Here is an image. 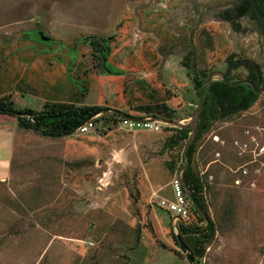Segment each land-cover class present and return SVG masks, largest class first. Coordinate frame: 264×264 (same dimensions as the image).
Here are the masks:
<instances>
[{
  "label": "rangeland",
  "instance_id": "374dc122",
  "mask_svg": "<svg viewBox=\"0 0 264 264\" xmlns=\"http://www.w3.org/2000/svg\"><path fill=\"white\" fill-rule=\"evenodd\" d=\"M237 1L0 0V100L105 107L85 133L18 127L10 176L0 183V240L11 245L0 264H264V91L195 135L189 163L202 181L201 205L189 206L186 228L158 204L172 198L170 182L185 164L187 140L166 142L177 127L192 130L208 75L247 78L244 65L229 67L232 54L264 74L258 22L250 13L233 23L221 15ZM92 36L105 39L104 54ZM116 110L169 123L160 131L107 126ZM236 138L248 144L242 157Z\"/></svg>",
  "mask_w": 264,
  "mask_h": 264
},
{
  "label": "trees",
  "instance_id": "16d2710c",
  "mask_svg": "<svg viewBox=\"0 0 264 264\" xmlns=\"http://www.w3.org/2000/svg\"><path fill=\"white\" fill-rule=\"evenodd\" d=\"M257 2L264 14V0H257ZM246 13H251L253 18L259 22L255 13L252 11L248 0H242V3L236 4L231 9L224 10L221 15L223 18L233 23ZM259 24V29L264 34V24L261 22H259ZM89 40L93 49L98 50L102 54L108 49L104 38L92 36ZM233 56L234 54L228 58L229 67L234 68L241 64L244 65L248 69V78L253 81H258L259 83L263 75L259 65L251 61H242L240 59L232 60ZM190 65L188 66L190 67ZM225 74L227 76V73ZM227 78L230 81H237L233 78ZM197 84L201 83L198 81ZM205 86L206 80L204 81L202 91ZM258 96L259 94H256L248 84L229 85L221 78L213 80L209 93L204 98L203 109L198 121L196 135L202 136L206 132H209L213 122L217 118H229L248 109L257 100ZM104 108L105 107L101 105H65L56 101H46L41 109H33L29 107L17 108L13 106V101L10 99L0 100V113L14 115L18 119V125L20 127L31 129L43 136L50 137H60L72 134L85 120L100 113ZM119 119V114L106 119L107 126H111ZM173 131L174 133L166 142V144L171 146H176L180 141L187 140L191 134L189 126L177 127ZM195 143L196 140H193L187 149L190 162L195 153ZM182 176L185 184L190 189L193 198L196 201L194 209L197 212L201 205L199 194L202 181L200 177L193 172L191 163H189L188 167L182 172ZM181 227L186 228V225L181 223ZM180 243L184 250H188L182 240Z\"/></svg>",
  "mask_w": 264,
  "mask_h": 264
},
{
  "label": "built area",
  "instance_id": "2783aa9c",
  "mask_svg": "<svg viewBox=\"0 0 264 264\" xmlns=\"http://www.w3.org/2000/svg\"><path fill=\"white\" fill-rule=\"evenodd\" d=\"M100 116V113L95 114L94 116L88 118L87 120H85L80 126H78L74 132H78V133H85L87 131H90L92 129H94L97 125V118ZM137 117H142L143 120H135V119H130L128 117H122L120 116V119L117 122H114L113 125H122L123 127H125L126 129L130 130V131H134V130H150V131H160L162 130V125L164 124H168L167 122L154 117L152 115H134ZM246 134H249L250 131L246 130L245 131ZM213 138L215 140L219 139L218 135H214ZM250 138L252 140H254V142H256V137L251 135ZM257 143V142H256ZM247 142L246 143H241L240 139L236 138L234 139V146L237 148V153L240 157H242L244 155V153L246 152V147H247ZM257 146H259V143H257ZM261 147L260 149V153L259 155H261V153H264V143L260 145ZM214 161L213 160L211 162H209L208 166H210ZM257 158L254 156V158L250 161V162H256ZM257 166V165H256ZM262 167H264V162H262ZM261 166H257L254 170L253 175L255 177H258L260 175L261 172ZM242 167V166H241ZM240 169V167L235 170L238 171ZM242 173L245 176H249V168L246 166L242 169ZM182 173L180 174L179 171H177L171 182V190H172V198H168V197H161V199L159 200L158 204L160 205V207L166 209L168 212L171 213L172 215V222L174 223V226H177V224L183 223L187 218L190 217V209L189 206L193 203V201L191 200L187 189L184 187L183 183H182ZM237 184L241 183V179L237 178L235 181Z\"/></svg>",
  "mask_w": 264,
  "mask_h": 264
},
{
  "label": "water",
  "instance_id": "95a60500",
  "mask_svg": "<svg viewBox=\"0 0 264 264\" xmlns=\"http://www.w3.org/2000/svg\"><path fill=\"white\" fill-rule=\"evenodd\" d=\"M249 3H250V6H251V9L252 11L255 13L257 19L264 24V14L263 12L261 11L259 5H258V2L257 0H248ZM41 38L44 39V40H49L50 37L46 36L45 34H43L41 32ZM215 76H220V78L226 82L227 84L229 85H238V84H248V85H251L253 91L256 93V94H260L261 92L264 91V75L262 77V80H261V84L258 88H256L255 84L249 80V79H240V80H237V81H230L226 74L223 72V71H220V70H215V71H212L207 79H206V86L204 88V90L202 91V93L200 94L199 96V99H198V108L195 112V121H194V124H193V127H192V135L187 139V142H186V145H185V148H184V158H185V164L183 165V167L179 170V173L181 174L189 165V156H188V153H187V149H188V146L189 144L193 141L195 135H196V132H197V126H198V121H199V118H200V115H201V112H202V109H203V104H204V98L207 96V94L209 93V90L211 88V83L214 79ZM105 110H109V109H105ZM117 114H119L120 116L122 117H128L130 119H135V120H143L142 117H137V116H134V115H130V114H127L121 110H116L115 111ZM163 120V119H161ZM167 123H169L168 121L166 120H163ZM176 125H179L181 123L179 122H175ZM182 183L184 185V187L187 189L188 191V194L191 198V200L193 201L194 204H196V201L194 200L193 198V195L190 191V189L187 187V185L185 184L183 178H182ZM206 226L209 225V220L206 218ZM178 239L179 241L181 242V238H179L178 236ZM191 256V255H190ZM192 259V258H191Z\"/></svg>",
  "mask_w": 264,
  "mask_h": 264
},
{
  "label": "crops",
  "instance_id": "0c3cea01",
  "mask_svg": "<svg viewBox=\"0 0 264 264\" xmlns=\"http://www.w3.org/2000/svg\"><path fill=\"white\" fill-rule=\"evenodd\" d=\"M18 127V119L15 117L11 122H5V119L0 117V183L6 181L10 176L15 133ZM9 246L11 245L8 243L4 244V241L0 240V255H3ZM12 246L14 245L12 244Z\"/></svg>",
  "mask_w": 264,
  "mask_h": 264
},
{
  "label": "flooded vegetation",
  "instance_id": "af4514ba",
  "mask_svg": "<svg viewBox=\"0 0 264 264\" xmlns=\"http://www.w3.org/2000/svg\"><path fill=\"white\" fill-rule=\"evenodd\" d=\"M240 3H242V0H238L235 4H240ZM251 14V13H250ZM245 15V14H244ZM243 16V15H242ZM242 16H240V17H242ZM239 17V18H240ZM238 18V19H239ZM257 21V20H256ZM258 22V21H257ZM260 22V21H259ZM259 22H258V24H259ZM259 26H260V24H259ZM264 75V74H263ZM263 75H262V77H263ZM243 79H249V80H251L254 84H255V86H256V88H258L259 86H260V84H261V80H262V78H261V80H260V82L258 83V81H253L252 79H250V78H243ZM240 80V79H239ZM251 86V85H250ZM252 88V87H251Z\"/></svg>",
  "mask_w": 264,
  "mask_h": 264
}]
</instances>
